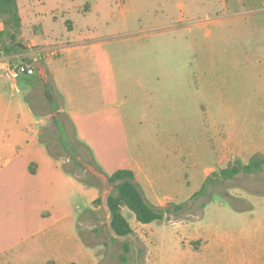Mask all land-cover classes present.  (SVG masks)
I'll return each instance as SVG.
<instances>
[{"label": "rangeland", "instance_id": "1", "mask_svg": "<svg viewBox=\"0 0 264 264\" xmlns=\"http://www.w3.org/2000/svg\"><path fill=\"white\" fill-rule=\"evenodd\" d=\"M16 2L0 66L43 58L64 113L40 83L14 94L46 126L0 173V264H264V168L220 178L264 156V0ZM119 170L164 211L123 207L127 237L106 206Z\"/></svg>", "mask_w": 264, "mask_h": 264}, {"label": "crops", "instance_id": "2", "mask_svg": "<svg viewBox=\"0 0 264 264\" xmlns=\"http://www.w3.org/2000/svg\"><path fill=\"white\" fill-rule=\"evenodd\" d=\"M19 57V55H17ZM18 63L25 62L33 64L34 58H40L39 56H30L18 58ZM43 66L45 68V75L41 76L35 72L32 76H20L14 83L5 79L2 76V69L0 66V173H3V179L5 183L8 182V176H13L12 172L8 173V168L12 165L17 152H22L25 147H29L35 140H40L43 135V129L46 126V119L43 115L35 113V108H39L38 102L35 99L33 104L26 99H14V94H21L25 91L30 95L34 93L38 87V83L44 87V98L48 100V104L53 111L58 114H63L64 109L58 106L54 107L57 99V93L54 91L50 94V76L51 71L46 66L41 58ZM12 62V61H11ZM9 62V63H11ZM12 64V63H11ZM16 64V65H17ZM13 65V64H12ZM21 80L26 86V89L21 90L18 86V81ZM55 82L57 83L56 79ZM36 93V92H35ZM49 95L50 98H47ZM26 97V96H25ZM38 167L32 162L28 164L29 175H35Z\"/></svg>", "mask_w": 264, "mask_h": 264}, {"label": "trees", "instance_id": "3", "mask_svg": "<svg viewBox=\"0 0 264 264\" xmlns=\"http://www.w3.org/2000/svg\"><path fill=\"white\" fill-rule=\"evenodd\" d=\"M4 16L9 17V21L14 26L19 28L20 20L18 16V7L16 0H0V19ZM71 28V27H70ZM3 35L0 32V36ZM12 47L5 45L4 49L7 53L10 52ZM66 145V144H64ZM68 147V144L66 145ZM264 168V156L254 155L248 164L229 166L220 171V178L234 179L239 174H256L261 172ZM109 180L112 182L124 180L123 183L116 187V193L108 196L106 206L109 212L110 229L117 237H127L133 233L129 223L122 214V208H126L133 213L137 222L142 224H150L152 222L162 221L164 219V211L157 209L150 205L144 199L137 183L135 182L134 173L131 170H119L113 173ZM195 194L194 196H196ZM97 199L95 203H98ZM180 206L175 207L179 209ZM124 250L128 251V245H123ZM124 261L125 257L121 256Z\"/></svg>", "mask_w": 264, "mask_h": 264}, {"label": "built area", "instance_id": "4", "mask_svg": "<svg viewBox=\"0 0 264 264\" xmlns=\"http://www.w3.org/2000/svg\"><path fill=\"white\" fill-rule=\"evenodd\" d=\"M2 76L11 81L15 82L20 76H32L35 74V69L31 63L21 62L17 65H12L11 63H7L5 65H1Z\"/></svg>", "mask_w": 264, "mask_h": 264}, {"label": "water", "instance_id": "5", "mask_svg": "<svg viewBox=\"0 0 264 264\" xmlns=\"http://www.w3.org/2000/svg\"><path fill=\"white\" fill-rule=\"evenodd\" d=\"M32 66L34 67L35 71L39 75H41V76L45 75V68L43 66L42 61L39 58H34V62L32 64ZM123 182H124V180H118V181H115L114 183L116 184V186H118V185H120Z\"/></svg>", "mask_w": 264, "mask_h": 264}]
</instances>
